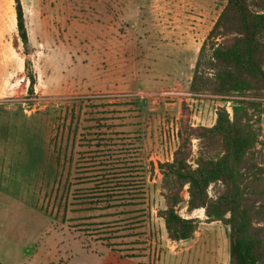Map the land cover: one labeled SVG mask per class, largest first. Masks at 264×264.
Wrapping results in <instances>:
<instances>
[{"label":"rangeland","instance_id":"obj_1","mask_svg":"<svg viewBox=\"0 0 264 264\" xmlns=\"http://www.w3.org/2000/svg\"><path fill=\"white\" fill-rule=\"evenodd\" d=\"M20 3L28 56L0 0V264H228L235 201L264 264V78L238 33L209 37L227 0ZM103 175L114 206L72 212Z\"/></svg>","mask_w":264,"mask_h":264},{"label":"trees","instance_id":"obj_2","mask_svg":"<svg viewBox=\"0 0 264 264\" xmlns=\"http://www.w3.org/2000/svg\"><path fill=\"white\" fill-rule=\"evenodd\" d=\"M258 1L261 0H227L226 6L219 16L217 22L211 29L209 37H215L221 34L238 33L241 36L240 42H243L245 45L244 47H242V49H245V62L253 71L257 73L259 77L264 78V70H262L260 65L258 64V55L262 48H264V44L258 41L257 35L259 34V23L255 21V17H253L252 12L249 11L250 6L258 8ZM13 2L17 34L24 48V54L25 56H28V35L25 28L23 10L20 0H13ZM202 50L203 49L201 48L200 52H202ZM23 69L25 71V77L28 80L27 93L31 95L33 93V86L35 84L36 77L32 71L30 61L27 58H25L24 60ZM238 73H242L241 69L238 70ZM227 75H230V73H227ZM235 76L239 77L240 75L238 76L235 73ZM239 138L240 137L233 139L232 149L234 150V152L241 146ZM176 175L178 177H182V174L179 171L176 172ZM68 176L69 175H66L63 181L61 178L57 179V187L55 189V196L59 195L57 209H59L60 202L63 199L62 218H64L65 216L66 196L70 188L67 183ZM102 177H104V179L98 181L100 182L101 186H97L96 189H90V193L80 194V190H78V195H76V203H71V205H75L77 207L72 208V212L79 213L95 209L107 210L114 206L111 204H115V202L119 200L117 198L116 191H114L115 187L113 186V184L115 183H111L110 180L112 179H107V175H103ZM187 182L193 185L196 190L199 189V182L194 176L190 177ZM60 184H62L61 188ZM98 203L105 204L102 206L94 205ZM228 211V264H255L250 247L249 229L251 227V218L249 212L246 209L240 207L239 201L233 202ZM107 214L108 216H110L108 212L103 213L101 216H107ZM87 218H90L89 215L74 218V220H86ZM72 220L73 219H70V221ZM172 221L180 222V219L176 217V215H174L172 209H169L167 211V217L165 219L167 230L170 229L169 226ZM82 224L83 223H81V225ZM103 225L105 224L103 223Z\"/></svg>","mask_w":264,"mask_h":264}]
</instances>
